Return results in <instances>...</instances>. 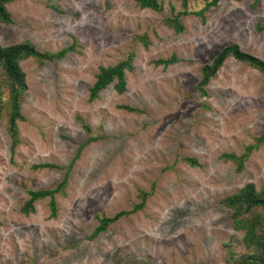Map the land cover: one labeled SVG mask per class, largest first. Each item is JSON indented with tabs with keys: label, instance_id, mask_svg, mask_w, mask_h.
I'll list each match as a JSON object with an SVG mask.
<instances>
[{
	"label": "rangeland",
	"instance_id": "obj_1",
	"mask_svg": "<svg viewBox=\"0 0 264 264\" xmlns=\"http://www.w3.org/2000/svg\"><path fill=\"white\" fill-rule=\"evenodd\" d=\"M208 1L158 0L159 11L135 0L7 6L13 23L0 22V45L75 47L20 63L28 88L13 154L0 115V264H227L226 244L244 232L222 201L249 182L264 189V143L242 171L224 154L242 155L264 135V75L229 57L204 94L200 68L230 44L264 60V0H220L198 14ZM178 15L179 33L166 23ZM131 54L126 90L113 82L91 99L100 68ZM88 140L53 198L56 216L50 197L23 212L29 191L56 187ZM46 163L59 167H36ZM141 190L150 195L134 211ZM121 211L91 237L100 218Z\"/></svg>",
	"mask_w": 264,
	"mask_h": 264
},
{
	"label": "trees",
	"instance_id": "obj_2",
	"mask_svg": "<svg viewBox=\"0 0 264 264\" xmlns=\"http://www.w3.org/2000/svg\"><path fill=\"white\" fill-rule=\"evenodd\" d=\"M15 0H0V22L12 24V15L8 10V5ZM136 4L141 9H152L159 11L161 4L158 0H135ZM220 0H210L205 5V8L198 12L203 13L212 6H216ZM257 1V0H256ZM181 14H188L184 10ZM168 26L173 27L176 32L184 30L183 24L179 20V15L166 20ZM147 46V45H145ZM75 45L62 48L57 52L40 51L35 44L30 40H24L20 43L9 46L0 45V115H6V128L12 139L11 152L14 153L21 140L19 136L18 121L23 120L22 102L25 92L28 88L26 83V74L22 70L20 63L28 58H34L38 64L43 65L47 61H56L63 59ZM233 57L237 61L242 62L251 68L258 70L264 75V60L244 52L238 44H230L224 47L209 64L201 66V79L199 81V90L205 94V87L209 82L217 76L218 71L222 68L225 61ZM134 54H131L126 60L121 61L115 66L101 67L97 74L96 81L90 88L91 99L98 97L101 90L106 88L113 82L119 93L126 90V71L132 70ZM178 59L174 56L171 59H159L155 63L157 65L174 64ZM131 109V108H129ZM132 110V109H131ZM94 138H90V141ZM96 139V138H95ZM89 143L82 144L73 162L67 167V172L64 179L52 189L30 190V198L23 206V212L30 213L34 210V204L37 200L50 197V208L52 215L56 216L57 206L54 201V196L62 192L67 185L69 172L73 164L79 158L83 148ZM264 143V135L255 138V143L246 147L242 155L224 154L226 159L232 160L237 164L238 171L244 169L245 161L250 157L253 150L257 149ZM184 160L192 165H196V159L186 157ZM38 168L44 167H59L55 164H39ZM150 193L143 190L140 191L141 202L134 207V211L141 209ZM223 204L233 211V228L236 231H243L242 240L233 237L227 244V264H264V189L257 190L255 184L248 183L235 194L226 196L223 199ZM128 214L126 211H121L113 217L103 216L99 220L98 226L95 228L91 237H96L104 232L106 228L116 222L123 215ZM147 264V263H144Z\"/></svg>",
	"mask_w": 264,
	"mask_h": 264
}]
</instances>
